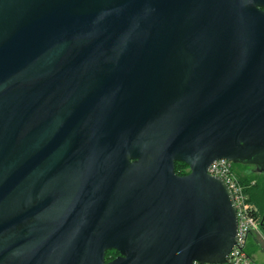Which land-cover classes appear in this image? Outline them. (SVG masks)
<instances>
[{"label":"water","instance_id":"water-1","mask_svg":"<svg viewBox=\"0 0 264 264\" xmlns=\"http://www.w3.org/2000/svg\"><path fill=\"white\" fill-rule=\"evenodd\" d=\"M219 160L264 175V0H0V264H227Z\"/></svg>","mask_w":264,"mask_h":264},{"label":"built area","instance_id":"built-area-1","mask_svg":"<svg viewBox=\"0 0 264 264\" xmlns=\"http://www.w3.org/2000/svg\"><path fill=\"white\" fill-rule=\"evenodd\" d=\"M208 175L223 179L232 191L238 217L237 241L227 258V264H257L248 254L249 239L261 235L263 220L251 204L248 190L254 186L242 184L233 171V163L227 160L214 162L207 171ZM199 264V263H194Z\"/></svg>","mask_w":264,"mask_h":264},{"label":"flooded vegetation","instance_id":"flooded-vegetation-1","mask_svg":"<svg viewBox=\"0 0 264 264\" xmlns=\"http://www.w3.org/2000/svg\"><path fill=\"white\" fill-rule=\"evenodd\" d=\"M184 163L176 162L175 164V173L179 177L186 176L190 173L189 168L187 169L186 174L183 173L182 166ZM245 167L244 170L241 171L243 176L252 177V176H259L262 175L258 173L257 166L255 165H243ZM254 183V186H256V181L250 182ZM29 224V223H28ZM27 224L18 227V230H22ZM264 229V227H263ZM74 237H69L67 240H70ZM78 239V238H75ZM43 238H40L38 236H33L30 241H27L25 239V242L22 243L21 249H22V255L23 250L26 248V252L29 249H34L33 252V258L31 259H24L22 258L21 263L22 264H50V252L48 249L45 248V246H39L42 242ZM29 242H33V245L24 246L27 245ZM24 244V245H23ZM21 255V256H22ZM127 257L122 254V252L118 248H110L105 251L104 257H103V264H117L125 260Z\"/></svg>","mask_w":264,"mask_h":264},{"label":"rangeland","instance_id":"rangeland-1","mask_svg":"<svg viewBox=\"0 0 264 264\" xmlns=\"http://www.w3.org/2000/svg\"><path fill=\"white\" fill-rule=\"evenodd\" d=\"M244 169L245 167L242 164H233L234 173L242 181L244 182L256 181L257 184L256 186H254L255 189L251 194V204L254 206V208L258 212L260 219L263 220L264 218V175L252 176V177L243 176L241 171ZM262 224H263L262 225L263 227L264 221ZM261 235H262L261 239L263 241L260 242L261 245L257 246L256 250H253V244H254L253 237L249 239V245L247 248V252L252 254V256L257 260L258 264H264V229L262 228H261Z\"/></svg>","mask_w":264,"mask_h":264},{"label":"crops","instance_id":"crops-1","mask_svg":"<svg viewBox=\"0 0 264 264\" xmlns=\"http://www.w3.org/2000/svg\"><path fill=\"white\" fill-rule=\"evenodd\" d=\"M253 237V241H254V244H253V250H256V248H257V246H260L261 244H260V242H262L263 240L261 239V237L262 236H260V235H258V234H256V235H254V236H252ZM248 245H249V243H248ZM252 248V247H251ZM256 262H257V260L252 256V254H250V253H248ZM257 264H258V262H257Z\"/></svg>","mask_w":264,"mask_h":264},{"label":"trees","instance_id":"trees-1","mask_svg":"<svg viewBox=\"0 0 264 264\" xmlns=\"http://www.w3.org/2000/svg\"><path fill=\"white\" fill-rule=\"evenodd\" d=\"M187 166L185 165V164H183V166H182V170H183V173L184 174H186V172H187ZM240 179V178H239ZM240 181H241V183L242 184H246V185H250V182H244V181H242L241 179H240ZM254 189H255V187L254 186H252L249 190H248V194H249V196H250V198H251V194H252V192L254 191ZM250 201H251V199H250ZM264 227V226H263Z\"/></svg>","mask_w":264,"mask_h":264}]
</instances>
